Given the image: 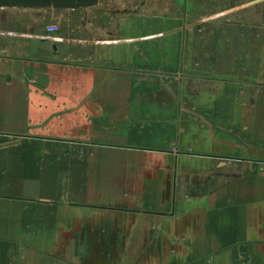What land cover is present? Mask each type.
<instances>
[{
  "label": "crops",
  "instance_id": "1",
  "mask_svg": "<svg viewBox=\"0 0 264 264\" xmlns=\"http://www.w3.org/2000/svg\"><path fill=\"white\" fill-rule=\"evenodd\" d=\"M178 2L0 7V264H264V0Z\"/></svg>",
  "mask_w": 264,
  "mask_h": 264
},
{
  "label": "rangeland",
  "instance_id": "2",
  "mask_svg": "<svg viewBox=\"0 0 264 264\" xmlns=\"http://www.w3.org/2000/svg\"><path fill=\"white\" fill-rule=\"evenodd\" d=\"M103 2V5L98 9H93L91 13L88 10L84 11H69V15L66 16L63 20H61L60 24L58 25V29L56 31L63 32L65 35H68L71 38H78L80 36L87 37V29L89 28V21L88 17L92 16V23L96 25L98 29L104 30L106 27L109 30L111 28H117L118 25V15L122 14L123 12L128 13H135V12H142L144 14H152L161 12L166 8L168 2L176 1V8L178 10L180 0H100ZM163 9V10H162ZM117 20V21H116ZM77 45L73 43H65L63 47L59 46V49H63V54L65 60L69 61H76L75 58L72 56L73 53H76ZM49 53H51L52 49L49 48ZM50 55V54H49ZM62 58V57H61ZM56 73L59 76L63 75L65 80H69L71 75V70L64 71L62 74L61 72H57L55 70H48V75L55 77ZM145 76H152L150 73L146 74ZM143 104L148 105L152 104V101H145ZM48 123L52 128L50 133L54 132V136L56 130H58V137H62L63 139H71L74 136L81 135V133H77L78 127L80 131L85 130L87 131V119L83 117V122L79 126H75L73 122L75 121L74 117L71 116H56V117H48Z\"/></svg>",
  "mask_w": 264,
  "mask_h": 264
},
{
  "label": "water",
  "instance_id": "3",
  "mask_svg": "<svg viewBox=\"0 0 264 264\" xmlns=\"http://www.w3.org/2000/svg\"><path fill=\"white\" fill-rule=\"evenodd\" d=\"M100 0H0V7L77 9L96 5Z\"/></svg>",
  "mask_w": 264,
  "mask_h": 264
},
{
  "label": "built area",
  "instance_id": "4",
  "mask_svg": "<svg viewBox=\"0 0 264 264\" xmlns=\"http://www.w3.org/2000/svg\"><path fill=\"white\" fill-rule=\"evenodd\" d=\"M47 29L49 31H56L58 29V25L55 24V23H52V24H50V25L47 26Z\"/></svg>",
  "mask_w": 264,
  "mask_h": 264
}]
</instances>
